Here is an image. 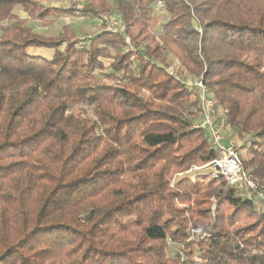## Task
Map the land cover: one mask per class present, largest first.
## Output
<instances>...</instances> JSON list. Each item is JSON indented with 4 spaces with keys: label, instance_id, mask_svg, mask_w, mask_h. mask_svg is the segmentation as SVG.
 I'll use <instances>...</instances> for the list:
<instances>
[{
    "label": "trees",
    "instance_id": "obj_1",
    "mask_svg": "<svg viewBox=\"0 0 264 264\" xmlns=\"http://www.w3.org/2000/svg\"><path fill=\"white\" fill-rule=\"evenodd\" d=\"M49 1L0 0V264H264V202L203 172L219 152L180 81L264 193V0ZM78 13L99 30L29 25Z\"/></svg>",
    "mask_w": 264,
    "mask_h": 264
},
{
    "label": "built area",
    "instance_id": "obj_2",
    "mask_svg": "<svg viewBox=\"0 0 264 264\" xmlns=\"http://www.w3.org/2000/svg\"><path fill=\"white\" fill-rule=\"evenodd\" d=\"M157 8H163L161 2L157 4ZM120 27L119 21H107L106 29L112 33H116ZM180 81L195 92L200 107V114L194 123V128L203 130L208 136L211 149L219 152L218 160L211 164L213 170L211 176L214 178L220 176L228 186L241 191L242 195L252 200L255 205L264 202L262 187L250 178L240 162L238 152L241 144L232 139H226L221 134V125L216 124L213 114L214 101L202 78L180 79Z\"/></svg>",
    "mask_w": 264,
    "mask_h": 264
},
{
    "label": "rangeland",
    "instance_id": "obj_3",
    "mask_svg": "<svg viewBox=\"0 0 264 264\" xmlns=\"http://www.w3.org/2000/svg\"><path fill=\"white\" fill-rule=\"evenodd\" d=\"M84 0H50L49 4L53 5L55 7H60L64 9L71 8L73 6L78 7L81 6L80 4L83 3ZM162 9H157L156 10V17L160 20V23L165 22L167 18V14H165ZM13 13L22 18L23 13L21 12V9L19 7L15 8L13 10ZM52 19V18H50ZM108 20H113L115 22H118V19L115 17H110ZM4 24H7L6 22ZM29 25H31L34 30L39 34L44 37H54L57 36L62 32V27L66 26L70 29V31L75 35L77 39H83L89 35H93L99 30V22L92 18L88 17H82L79 16V13L76 14L74 17H68L65 19H55L53 23H46L43 24L39 21H32L29 22ZM121 28V27H120ZM153 28L156 30L157 25H153ZM37 55H40L45 58H50L52 55L51 51L45 50V51H35L34 52ZM107 64V63H106ZM221 134L224 136H228V134H223L221 130ZM230 136V135H229ZM232 137L230 136V139ZM233 140V138H232ZM203 172L210 173L213 171L212 168L210 169H203Z\"/></svg>",
    "mask_w": 264,
    "mask_h": 264
},
{
    "label": "crops",
    "instance_id": "obj_4",
    "mask_svg": "<svg viewBox=\"0 0 264 264\" xmlns=\"http://www.w3.org/2000/svg\"><path fill=\"white\" fill-rule=\"evenodd\" d=\"M224 137L226 138V139H230V136L228 135V136H226V135H224ZM232 139V138H231Z\"/></svg>",
    "mask_w": 264,
    "mask_h": 264
}]
</instances>
